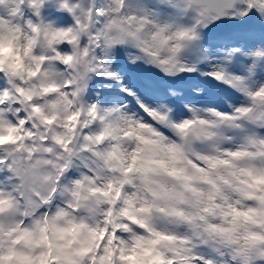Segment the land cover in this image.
Masks as SVG:
<instances>
[{
	"label": "snow or ice",
	"instance_id": "obj_1",
	"mask_svg": "<svg viewBox=\"0 0 264 264\" xmlns=\"http://www.w3.org/2000/svg\"><path fill=\"white\" fill-rule=\"evenodd\" d=\"M0 264H264V0H0Z\"/></svg>",
	"mask_w": 264,
	"mask_h": 264
}]
</instances>
